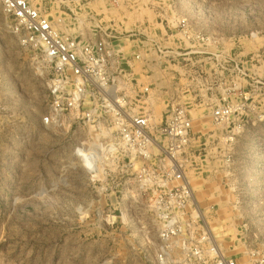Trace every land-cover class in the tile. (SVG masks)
<instances>
[{"label": "rangeland", "instance_id": "374dc122", "mask_svg": "<svg viewBox=\"0 0 264 264\" xmlns=\"http://www.w3.org/2000/svg\"><path fill=\"white\" fill-rule=\"evenodd\" d=\"M32 1L59 5L68 34L145 41L133 67L152 121L191 118L181 159L200 224L218 254L264 264V0ZM7 22L0 8V264H153L159 225L133 157L101 143L85 169L94 131L43 124L50 69Z\"/></svg>", "mask_w": 264, "mask_h": 264}, {"label": "built area", "instance_id": "2783aa9c", "mask_svg": "<svg viewBox=\"0 0 264 264\" xmlns=\"http://www.w3.org/2000/svg\"><path fill=\"white\" fill-rule=\"evenodd\" d=\"M0 8L19 41L38 49L50 69L43 124L54 126L59 118L71 116L94 131L92 147L82 156L89 173L98 160L97 144H111L133 157L137 181L148 193L147 206L159 225L153 264H237L236 259L218 254L217 245L200 224L181 159L190 142L188 111L172 108L158 125L151 119L148 86L136 79L133 67L145 59L140 52L145 41L137 39L141 47L137 50L130 39L133 33L103 32L91 38L68 34L61 27L64 18L50 15L61 11L59 5L0 0ZM127 41L131 53L125 55ZM156 49L162 52L158 44ZM226 116L227 108L212 111L217 122Z\"/></svg>", "mask_w": 264, "mask_h": 264}, {"label": "bare ground", "instance_id": "6f19581e", "mask_svg": "<svg viewBox=\"0 0 264 264\" xmlns=\"http://www.w3.org/2000/svg\"><path fill=\"white\" fill-rule=\"evenodd\" d=\"M111 145V144H110ZM113 146V145H112Z\"/></svg>", "mask_w": 264, "mask_h": 264}]
</instances>
